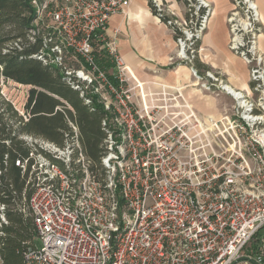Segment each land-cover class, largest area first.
Returning <instances> with one entry per match:
<instances>
[{
  "label": "built area",
  "instance_id": "1",
  "mask_svg": "<svg viewBox=\"0 0 264 264\" xmlns=\"http://www.w3.org/2000/svg\"><path fill=\"white\" fill-rule=\"evenodd\" d=\"M128 1L54 0L48 8L47 0H29L38 21L31 35L47 34L35 56L60 67L85 104L95 96L105 115L99 164L86 156L71 120L61 144L20 136L29 153L15 165L30 169L28 210L41 244L24 252V263L264 264V53L255 2L231 0L226 17L228 49L248 68L247 91L194 67L208 2L184 0L186 17L165 23L177 61L205 92L229 100L213 117L196 112L184 87L143 90L116 39L106 38L109 19ZM150 1L172 16L160 0ZM94 36L113 65L111 79L96 62ZM5 82L27 97L29 86ZM5 210L0 205V237Z\"/></svg>",
  "mask_w": 264,
  "mask_h": 264
},
{
  "label": "trees",
  "instance_id": "2",
  "mask_svg": "<svg viewBox=\"0 0 264 264\" xmlns=\"http://www.w3.org/2000/svg\"><path fill=\"white\" fill-rule=\"evenodd\" d=\"M148 5L162 22L175 19L158 12L150 0ZM35 17V7L29 0H0V81L10 80L30 87L24 105L26 119L17 115L8 102L3 105L9 119L4 120L0 114V205L6 206L7 219L0 237L2 264H25L24 252L36 247L38 241L28 210L32 188L26 181L30 169L22 172L15 165L17 160H25L29 153L20 136H38L61 144L63 133L69 129L67 120H71L78 127L86 156L96 164H99L104 137L101 120L105 112L95 102V96L92 105L85 104L86 96H81V91L69 84L60 67L44 64L35 56L48 45L44 43L45 31L39 30L34 36L30 33L36 28ZM199 43L196 42L197 47ZM92 45L98 66L111 79L113 65L95 36Z\"/></svg>",
  "mask_w": 264,
  "mask_h": 264
},
{
  "label": "crops",
  "instance_id": "3",
  "mask_svg": "<svg viewBox=\"0 0 264 264\" xmlns=\"http://www.w3.org/2000/svg\"><path fill=\"white\" fill-rule=\"evenodd\" d=\"M211 13L207 29L199 43L195 68L200 76L211 71L222 76L234 89L248 90V68L243 60L228 49L229 32L226 17L232 10L231 0H205ZM260 25L264 27V0H253ZM172 16L186 17L185 5L179 0H160ZM107 40L116 39L119 54L143 90L157 93L171 87H184L183 93L202 116L218 117L229 100L205 92L191 76L189 67L175 58L177 51L172 30L153 15L148 0H129L113 15L106 29ZM264 53V33L258 35Z\"/></svg>",
  "mask_w": 264,
  "mask_h": 264
},
{
  "label": "rangeland",
  "instance_id": "4",
  "mask_svg": "<svg viewBox=\"0 0 264 264\" xmlns=\"http://www.w3.org/2000/svg\"><path fill=\"white\" fill-rule=\"evenodd\" d=\"M47 6L48 8H51L54 4V0H47ZM42 20L44 21L45 29H50L49 21L45 18V14L40 15ZM39 17V18H40ZM38 23V21H36ZM36 23H34L36 25ZM257 26V24H256ZM47 27V28H46ZM260 33H264V27L260 25ZM259 33V34H260ZM71 54V53H70ZM68 63L74 68L78 66V63L75 62V59L69 55ZM25 90L21 87H14L12 84L0 81V114H2L4 120L9 119V114L5 110V106L3 105V102L12 103V108L17 112V115L22 116L20 113H23L24 115V105L26 102V95H24ZM10 101V102H9ZM40 242L37 241L36 246L40 247Z\"/></svg>",
  "mask_w": 264,
  "mask_h": 264
}]
</instances>
